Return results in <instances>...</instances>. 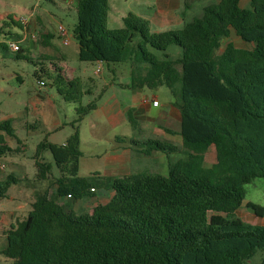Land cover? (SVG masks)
Returning <instances> with one entry per match:
<instances>
[{
    "label": "trees",
    "instance_id": "1",
    "mask_svg": "<svg viewBox=\"0 0 264 264\" xmlns=\"http://www.w3.org/2000/svg\"><path fill=\"white\" fill-rule=\"evenodd\" d=\"M196 2L186 1L184 12ZM76 17L73 37L81 62L127 63V88L169 89L181 113L186 154L170 161L167 175L139 172L109 180L94 173L58 179L55 192H39L31 215L8 232L1 254L13 264H254L261 252L264 264V226L238 216L246 186L264 179V0H219L182 29L161 33L134 13L124 17L123 28L108 29L109 0H79ZM233 32L252 47H238ZM10 35L0 27V37ZM173 45L183 50L176 60L166 53ZM0 47L10 49L3 41ZM17 59L48 62L51 69L43 66L35 73L38 82L49 79L76 104L69 144L44 141L38 147L37 179L46 181L51 165L41 161V154L50 149L58 164L72 157L78 163L81 122L98 108L102 94L84 106L86 95L95 96L93 78L84 86L55 60L33 58L21 46ZM130 122L135 126L132 114ZM13 124L12 118L0 121V158L13 153L6 140L17 139ZM144 146L146 154L181 151L157 140ZM213 148L215 163L206 167L205 156ZM19 181L14 175L0 180V201ZM98 189L114 195L92 214H78L61 203L62 198H94ZM246 206L264 216L263 206Z\"/></svg>",
    "mask_w": 264,
    "mask_h": 264
},
{
    "label": "rangeland",
    "instance_id": "2",
    "mask_svg": "<svg viewBox=\"0 0 264 264\" xmlns=\"http://www.w3.org/2000/svg\"><path fill=\"white\" fill-rule=\"evenodd\" d=\"M216 2L218 1L202 0L197 1L194 5L197 7L201 4L206 6ZM246 4L247 1H243L242 5L245 6ZM36 5H39V7L35 8ZM130 5H132V8L137 9L134 2L110 0L108 29H121L124 27L122 14L129 12L128 8ZM69 7L59 0H55V2H49L48 0H0V27H3L7 33H11L8 37H0V41H3L6 45H9L10 42L17 41H20L22 44L24 43L25 34L29 35L30 39L32 38L31 34H35L39 39V33L35 29V24L33 27L29 26L27 32L15 24L21 18L30 17L34 10L35 17L39 15L44 20L52 23V30L55 28L58 31L60 25H64L66 28L70 36V47L69 45H64L62 40L58 38L53 43L61 52H67L71 49L69 53V65L73 68H77L80 65L75 76L83 80L84 86H87L90 78L95 80L98 87H104V85L106 86V84L110 83L118 85L128 82L129 77L125 74L127 70L125 67H121L119 69L121 71H116L117 74H112L104 64L102 73L98 74L97 69L99 63L81 62L79 60L78 44L72 37L77 21L76 8L73 10L72 6ZM231 40L240 48H243L244 45L247 48L252 47V44L242 42L234 32ZM47 52L49 54L52 53L50 49ZM156 53L162 57L161 52ZM166 53L170 56V59L176 60L181 58L183 50L173 45L168 48ZM33 55V58H35L37 53L35 52ZM43 66L51 69L48 62L42 65L41 62L33 63L19 60L17 59V51L6 50L0 47V121L12 118L14 120V132L17 136V139L7 137V143L13 149V153L3 156L2 161L7 166L4 172L6 174L5 176L14 175L20 180L19 183L11 186L8 191V198L0 201L1 222L9 214L15 215L23 220L28 218L32 212L31 202L36 200L39 192L48 190L53 194L56 190L55 183L60 178L73 177L76 174L80 177L90 176V170L97 167V162H94L96 155L103 157L109 150L103 148L101 145L91 143L86 130H84L83 144L81 146L83 158H80L78 163L72 157L71 160L64 163L63 159L62 163L58 164L53 151L49 149L41 154V161L51 165V170L48 175L49 179L46 181H39L37 179L38 168L36 166L37 159L35 156L38 152L39 145L44 141L57 146L69 144V138L74 133L72 124L77 118L76 104L65 94H59L60 92L52 86V82L47 78L44 79L43 85L46 84L48 88H52V92H57L54 98H51L54 106H51L49 99H44L37 104L33 101L36 96L40 95V89L42 88L35 73L39 72ZM17 74L23 78V82L16 79ZM158 90L164 93L161 98L162 104L168 102L177 103L176 98L171 94L169 89L162 87ZM92 100L93 97L86 95L83 98L82 104L86 106ZM156 111L155 109V113ZM82 125H85V123ZM137 136L140 137L138 134ZM138 140L139 142H145L140 138ZM173 144L176 146L180 145L177 139L173 140ZM18 148H20V151H15ZM145 148L146 146L143 147V149ZM214 155L215 149L213 148L212 156L210 157L213 158ZM170 156L172 160L173 158L174 160L184 158L183 153L180 152L170 154ZM206 159L205 166L210 167L208 157ZM78 164L80 172L78 171L76 173L75 168ZM100 164L101 162L98 165ZM149 171L151 172V170ZM102 190L98 189V196L103 193ZM108 191L111 193V198L113 191ZM246 199L264 207V179H258L254 183L246 186ZM61 201L78 214H92L93 210L91 208L95 206L97 196L79 201L69 200L68 203L65 198H62ZM99 201L101 203L104 202L100 198ZM245 220L248 219L245 217ZM260 256L261 252H258L254 264H258ZM0 264H13V261L0 254Z\"/></svg>",
    "mask_w": 264,
    "mask_h": 264
},
{
    "label": "crops",
    "instance_id": "3",
    "mask_svg": "<svg viewBox=\"0 0 264 264\" xmlns=\"http://www.w3.org/2000/svg\"><path fill=\"white\" fill-rule=\"evenodd\" d=\"M186 1L187 0H127V2H134L137 9L132 8V5H130L128 8L129 12L122 14V21L127 14L134 13L150 22L152 32L161 33L170 30H179L182 29L187 22L203 15V7L205 5L202 4L198 7L193 5L191 9L184 12ZM75 8L73 7V10ZM33 25L36 27V31L38 30L39 39L33 37L30 39L29 35L25 34L24 43L21 44L20 41H17L21 46V49L30 53L31 57H33V54L36 52V59L55 60L69 77L75 78V74L80 68V65H78L77 68L70 66L69 53L71 49L67 52H61L53 43L56 38H61L55 28L52 30V23L44 20L39 15H36L35 17L34 12L29 21V26L33 27ZM41 35H43L42 40ZM22 37L21 39H23ZM43 41H45L46 45L42 44ZM243 48L247 47L244 45ZM46 49H50L52 53L49 54ZM112 66L115 65H111L110 67L106 66L112 74H117L116 71H121L119 70L121 67L127 68L125 74L129 77V81L118 85L110 83L106 84V86L104 85V87H98L96 83L93 85L91 92L95 93V96L90 97L94 98L99 94H102V98L100 99L98 108L91 112L81 122V146L83 144V133L84 130H86L91 143L101 145L103 148L109 150L103 157L96 155L94 162H97V167L95 166L96 168L90 170V173H100L103 177L109 180L122 178L139 172H150L149 170H151L150 173L167 175L170 161L176 160H174V158L172 160L170 154L163 152L155 151L150 154H146L144 153L143 147L144 143L149 140H163L162 142L173 144V140L177 139L180 143V145L177 146L181 149L180 153H183V155L186 154V151L183 149V140L180 135L182 117L177 104L172 102L162 104L161 98L164 93L158 89L139 90L127 88V85L131 83V70L129 64L123 63L117 64L115 67ZM110 69H112L115 73ZM16 79L23 82V78L18 74ZM51 90L52 88H48L46 84L43 85L40 89V95L33 99L35 104L42 102L44 99H49L51 106H54L51 98H54L57 92L54 93ZM156 101L158 102L157 105L154 104ZM155 109L157 110L156 113ZM131 114L132 118L136 122L135 126H133L130 122ZM84 123L85 125H82ZM137 134L140 137H138ZM138 138L144 140L145 142H139ZM210 156H212V150H210L209 154H206L205 156V162L208 157L210 166H212L215 163L216 156L214 155L213 158ZM82 158L83 152L81 159ZM99 162H101L100 165H98ZM6 168L7 166L3 163L1 157L0 180H5L9 176H5L6 174H4ZM102 191L103 193L99 195L100 197L97 195L98 190L96 191L97 201L95 206H92V210H94V208L101 203L99 198L104 201L102 203H107L114 195L113 193L110 198L111 193L107 189H103ZM65 199L67 203L70 200L69 198ZM34 202H31V206ZM249 202L253 201L246 200L245 205L238 211V216L245 222L248 221L247 223L249 224L264 226V216L258 217L255 215L252 209L246 206ZM61 203L63 202L61 201ZM85 204L89 205L88 203ZM245 217L248 220H245ZM18 221H23V219H20L12 214H9L7 217L5 216L2 222L0 221V254L1 251H3L8 245V232L16 228ZM258 260V264H260V259Z\"/></svg>",
    "mask_w": 264,
    "mask_h": 264
},
{
    "label": "built area",
    "instance_id": "4",
    "mask_svg": "<svg viewBox=\"0 0 264 264\" xmlns=\"http://www.w3.org/2000/svg\"><path fill=\"white\" fill-rule=\"evenodd\" d=\"M59 1L64 2L68 6H72L74 8L75 7L77 8L79 0H59ZM38 7H39V5L35 6V8H38ZM33 14H34V11H32L30 17H24V18L19 19V22L22 25L23 30H25L26 32L28 31L29 21H30V18L33 16ZM58 34H59V36H60V38L62 40V43L64 45H69L70 36H69L66 28L64 27V25H60L58 27ZM31 35H32L33 38H37L35 34H31ZM9 47L13 51H18L20 49V45L17 42H10L9 43ZM102 71H103V63H99V67L97 69V73L100 74V73H102ZM39 84L41 86H43L42 82H39ZM154 104L157 105L158 102L156 101Z\"/></svg>",
    "mask_w": 264,
    "mask_h": 264
}]
</instances>
